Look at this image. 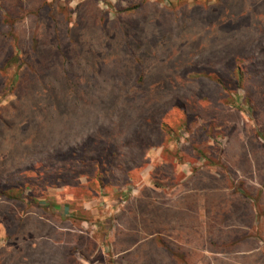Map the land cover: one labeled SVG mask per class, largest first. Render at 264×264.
Masks as SVG:
<instances>
[{"label":"rangeland","instance_id":"374dc122","mask_svg":"<svg viewBox=\"0 0 264 264\" xmlns=\"http://www.w3.org/2000/svg\"><path fill=\"white\" fill-rule=\"evenodd\" d=\"M42 1L23 0L14 24L0 21V65L15 54L6 53V33L19 39L22 59L49 35L46 21L31 18ZM85 1L56 4L74 22L95 11L88 4L77 12ZM160 1L136 20L150 21L149 34L163 37L143 52L147 83L138 99L147 123L131 110L118 129H99L102 118L81 107L75 119L52 128L42 148L28 149L39 136L21 124L35 119L36 127L46 112L29 109L19 89L18 99L8 94L16 65L0 73V183L33 182L19 202L0 196V264H232L202 250L210 237L195 231L189 209L264 201V0H170L172 7ZM96 3L114 16L118 0ZM81 65L88 73L91 66ZM114 134L118 154L110 163L102 137Z\"/></svg>","mask_w":264,"mask_h":264},{"label":"trees","instance_id":"16d2710c","mask_svg":"<svg viewBox=\"0 0 264 264\" xmlns=\"http://www.w3.org/2000/svg\"><path fill=\"white\" fill-rule=\"evenodd\" d=\"M56 1L51 3L42 1L38 7L39 13L31 16L35 21L43 19L49 24V35L42 44L35 40L34 45L28 46L26 51L29 59L20 57L22 50L18 46L19 39L13 35V32L6 33L4 47L7 48L6 53L13 51L15 54L4 65H0L1 75L9 67L16 65L9 83L5 85L8 94H15L18 99L17 89H19L25 95L23 98L29 109L32 108L34 111L42 109L46 112L41 116L36 127H34L35 123L33 124L35 119L25 120L21 124L20 130L31 136H35L36 133L39 136L28 143V149L42 148L44 139L53 136L52 128L65 120L75 119L78 116L77 110L81 107L83 110L96 111L98 118H102L96 122L102 124L99 125V129L110 125H116L118 129L121 124L127 122L126 115L131 110L141 111L138 114L139 123L151 121L144 102H139L141 99H138L140 90L147 83L143 73V65L146 64V56L143 52L147 53L153 41L160 42L163 37L149 34L147 29L150 21L144 20L146 22L139 25L136 20L147 17L145 9L148 6L164 2L157 0L152 4L151 0H128L126 6L121 8V1L124 0H118V4L113 6L114 16L110 17L108 12L100 10L96 0H87L86 3H80L76 11L79 12V9L87 7L88 4L93 5L95 11L90 15H79L73 22L68 16L69 11L57 8ZM166 3L170 7L174 4L170 0H166ZM24 5L23 0L13 3L10 8L0 4L1 26L14 24L19 18L14 19L13 16L17 12H22ZM43 12L45 16L42 15ZM168 23L171 25V20ZM81 64L86 67L91 66L88 73L83 71ZM95 64H97L96 69ZM107 85L110 86L108 92ZM95 102H99L100 105L93 106ZM177 103L175 108L179 106ZM4 109L5 107H0V115ZM114 116L116 122L112 121ZM6 125L11 127L9 123ZM161 125L166 126L165 129L168 128L164 121H161ZM43 128L49 134L45 135ZM107 137H102V142L105 141L107 145L104 146L107 149L105 157L112 163L118 154L114 151L117 150L115 146L117 139L112 138L115 134ZM33 163L42 167L39 163ZM102 167H105L104 160H97L96 172L99 173ZM30 169H35V166ZM24 179H19L17 183L8 186L1 182L0 196L10 202H19V197L25 189L33 185V182Z\"/></svg>","mask_w":264,"mask_h":264},{"label":"crops","instance_id":"0c3cea01","mask_svg":"<svg viewBox=\"0 0 264 264\" xmlns=\"http://www.w3.org/2000/svg\"><path fill=\"white\" fill-rule=\"evenodd\" d=\"M193 190L195 193L202 191ZM242 196L250 199L247 194ZM189 210L193 212L196 222L195 231L210 237V246L200 249L206 251L212 259L219 257L232 264H256L253 262L255 258L264 260V201L243 204L205 202L194 204ZM212 243L219 247L213 249ZM229 250L231 252L223 253ZM239 259L248 261L243 263Z\"/></svg>","mask_w":264,"mask_h":264}]
</instances>
